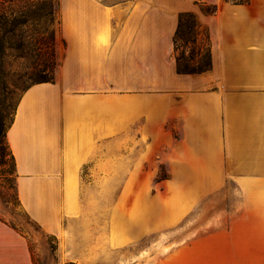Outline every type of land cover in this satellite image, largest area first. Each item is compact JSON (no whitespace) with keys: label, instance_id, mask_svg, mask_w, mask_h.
<instances>
[{"label":"crops","instance_id":"1","mask_svg":"<svg viewBox=\"0 0 264 264\" xmlns=\"http://www.w3.org/2000/svg\"><path fill=\"white\" fill-rule=\"evenodd\" d=\"M196 1L59 0L54 78L23 90L6 140L21 208L76 264H264V0H202L217 4L213 14ZM181 11L208 30L209 70H176ZM125 138L140 142L137 167L163 154L169 175L157 194L143 174L125 185L110 234L81 170L107 167L108 141ZM158 199L171 224L195 205L213 210L172 229L180 238L169 244L125 249L154 233ZM0 264H32L1 221Z\"/></svg>","mask_w":264,"mask_h":264},{"label":"rangeland","instance_id":"2","mask_svg":"<svg viewBox=\"0 0 264 264\" xmlns=\"http://www.w3.org/2000/svg\"><path fill=\"white\" fill-rule=\"evenodd\" d=\"M196 8L198 12L205 14L202 7L198 4H196ZM57 24L55 25V29ZM186 36L190 38L192 35L189 33ZM198 37H202L204 52V37ZM199 39L200 38H197V40ZM195 47V44H188L187 46L180 48H184L185 54H188L190 48L195 50ZM193 66L195 69H198L197 61H194ZM7 78L6 89H0V118L3 122V130H7L23 90L35 82L41 80L51 81V78L53 80L54 74L51 71H47L45 73L30 76L25 75L14 83L11 81L14 76L8 74ZM4 144L5 141L3 137H0V152L4 150L3 154L0 153V221L25 239L32 259V264H76L74 261L68 260L66 256L64 257V255H61V252H59V240L55 236L46 232L41 225L30 218L21 206H19L15 192L16 171L12 159L9 156L8 147H5ZM108 145L107 167L82 168V194L87 202L90 200L93 207L95 206V203H99L102 205V211L104 209L107 210L108 217L110 218L109 233L115 234L117 220L115 209L120 194L125 188L124 186L129 185L132 187L135 185L136 187L137 179H140V177H143L144 175V179H150L151 186L149 191L157 194L159 191L163 190V180L169 175L170 167H168V164L164 161L163 154L156 156L155 162L150 161L145 163L144 167H137L141 157L139 155L141 152V145L138 140L125 138L116 141L115 139H111L108 141ZM175 168L177 169V167H173V169ZM135 187H132L129 190H132ZM128 201L129 198L126 196L123 198L121 197V204L128 205ZM160 202L162 203V200L158 199L155 220L156 229L154 233L146 236L144 240L132 243L125 249H132L136 244L138 245L146 242H155L157 246L169 244L180 238L178 235H170L172 229L181 226L190 227L193 223L191 224L189 221L195 217L196 212L201 210L211 212L213 210L211 207L207 208L206 204L195 205L186 218L176 224H171V220L168 218L169 215L163 211ZM130 209L131 207L128 210ZM93 210L95 209L93 208ZM104 216L105 214L102 213V218ZM93 217H95V214H93ZM102 223H104L103 219ZM131 225L132 223L130 219H123V226L121 225L122 227L119 228H122L121 230L126 234L127 230L131 228ZM75 234L76 235L73 237L74 240L79 241L80 239H83V237L79 235L81 234V231L76 230ZM51 245H56L55 251H52L50 247ZM96 264L104 263L97 262Z\"/></svg>","mask_w":264,"mask_h":264},{"label":"trees","instance_id":"3","mask_svg":"<svg viewBox=\"0 0 264 264\" xmlns=\"http://www.w3.org/2000/svg\"><path fill=\"white\" fill-rule=\"evenodd\" d=\"M225 1L246 3L249 0ZM195 3L202 7L205 14H213L217 10L216 3L202 0H197ZM58 8L59 0H0V89H6L8 74L14 76L11 79L14 83L25 75L54 72L57 64L55 25L59 22ZM189 33L192 35L190 38L186 36ZM198 36L204 37V52L202 37ZM197 38L200 39L197 40ZM172 43L177 72L200 73L210 69L209 33L206 27L200 28L193 11L178 13ZM188 44H195L196 47L195 50L190 48L189 53L185 54V49L180 47H185ZM194 61H197L198 69L194 68ZM1 120L0 118V137H3L5 141L4 146L8 147L9 156L15 169L14 157L8 146L6 129L3 130ZM3 151L0 153L3 154ZM15 192L20 206L16 185ZM50 247L52 251H55L56 245Z\"/></svg>","mask_w":264,"mask_h":264}]
</instances>
